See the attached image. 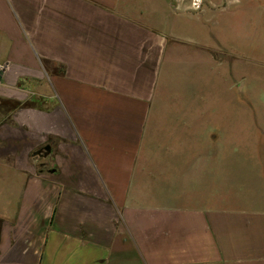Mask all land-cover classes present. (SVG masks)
Listing matches in <instances>:
<instances>
[{
    "label": "crops",
    "instance_id": "crops-1",
    "mask_svg": "<svg viewBox=\"0 0 264 264\" xmlns=\"http://www.w3.org/2000/svg\"><path fill=\"white\" fill-rule=\"evenodd\" d=\"M237 1L0 0V264H264V146L224 120L264 113L208 107L227 51L188 24Z\"/></svg>",
    "mask_w": 264,
    "mask_h": 264
},
{
    "label": "rangeland",
    "instance_id": "rangeland-1",
    "mask_svg": "<svg viewBox=\"0 0 264 264\" xmlns=\"http://www.w3.org/2000/svg\"><path fill=\"white\" fill-rule=\"evenodd\" d=\"M203 17L188 24L198 31L197 36L205 45L214 44L227 51L225 61L209 70L208 87L205 85L208 107L226 112L240 108L264 113V0H238L227 5L224 16L210 13ZM239 76L246 85L233 95L230 84ZM257 119L258 127L251 123L229 127V113L224 116L228 134L240 135L242 142L264 146V118Z\"/></svg>",
    "mask_w": 264,
    "mask_h": 264
},
{
    "label": "water",
    "instance_id": "water-1",
    "mask_svg": "<svg viewBox=\"0 0 264 264\" xmlns=\"http://www.w3.org/2000/svg\"><path fill=\"white\" fill-rule=\"evenodd\" d=\"M2 74H3V69L0 68V79H1ZM45 149L48 150L49 148H48V147H45ZM40 151H41V150H40Z\"/></svg>",
    "mask_w": 264,
    "mask_h": 264
},
{
    "label": "built area",
    "instance_id": "built-area-1",
    "mask_svg": "<svg viewBox=\"0 0 264 264\" xmlns=\"http://www.w3.org/2000/svg\"><path fill=\"white\" fill-rule=\"evenodd\" d=\"M200 0H194V5L199 6ZM1 68V67H0Z\"/></svg>",
    "mask_w": 264,
    "mask_h": 264
}]
</instances>
